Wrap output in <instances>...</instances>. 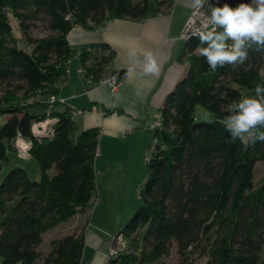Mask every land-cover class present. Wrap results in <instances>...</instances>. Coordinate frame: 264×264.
<instances>
[{
	"label": "trees",
	"instance_id": "obj_1",
	"mask_svg": "<svg viewBox=\"0 0 264 264\" xmlns=\"http://www.w3.org/2000/svg\"><path fill=\"white\" fill-rule=\"evenodd\" d=\"M174 3L0 0V114L8 115L0 125V172L19 135L31 141L30 155L40 167L38 180L19 166L0 180V264H80L82 259L84 229L51 240L44 256L39 249L47 231L90 210L98 195L99 128L79 129L69 106L47 101L58 96L76 53L69 31L74 25L94 28L113 18L154 15ZM39 24L46 34L32 35ZM198 45L203 47L189 35L181 53L187 62L183 76L151 128L141 203L119 231L128 245L107 264H150L173 247L176 264H194L195 255L205 257V264H264V177L257 184L254 176L257 161L264 160V141H233L221 123L227 115L222 107L254 95L255 83H264L257 76L264 52L250 48L243 64L212 71ZM115 53L107 42L81 47L91 85L104 77ZM124 73H118L120 79ZM198 105L216 118L197 120ZM49 115L56 118L53 133L35 135L33 123ZM257 130L264 131V125Z\"/></svg>",
	"mask_w": 264,
	"mask_h": 264
},
{
	"label": "crops",
	"instance_id": "obj_2",
	"mask_svg": "<svg viewBox=\"0 0 264 264\" xmlns=\"http://www.w3.org/2000/svg\"><path fill=\"white\" fill-rule=\"evenodd\" d=\"M216 3L217 0H203L201 5H197L195 0H175L171 9L154 15L137 19L113 18L103 26L94 28L81 25L72 27L67 37L70 44L76 48V53L69 61L68 77L61 85L58 97L63 98L64 105L71 108V114L79 129L99 128L98 160L106 153L103 143H106L107 148H111V144L119 139V136H123L130 139L132 144L158 123L157 114L160 107L167 93L183 76L187 65V62L181 59L186 40L193 31L211 25V8L216 6ZM98 42L109 43L116 52L114 61L106 69L104 77L125 70L119 85L114 89L102 81L91 85L83 71L79 58L81 47ZM132 48L140 52H153L160 66L159 72L143 74L142 64H136L134 59L127 55L128 50ZM130 65L133 66L131 73L128 72ZM79 109L84 110L82 114L75 112ZM5 116L8 118V115ZM124 132H127L126 136ZM101 136L105 142L100 141ZM11 150L18 152L16 148ZM28 156L31 157L30 154ZM101 164L99 169L104 173L108 169V160L104 159ZM92 208L79 213H88ZM84 234L85 245L80 264H107V254L112 241L110 240L109 244V239H103L91 227L84 229Z\"/></svg>",
	"mask_w": 264,
	"mask_h": 264
},
{
	"label": "rangeland",
	"instance_id": "obj_3",
	"mask_svg": "<svg viewBox=\"0 0 264 264\" xmlns=\"http://www.w3.org/2000/svg\"><path fill=\"white\" fill-rule=\"evenodd\" d=\"M223 2L224 0H217V3L222 4ZM13 22V24L17 25L16 21ZM31 33L34 36H43L46 34V31L42 25L39 24ZM15 34L19 38V43L25 45L26 41L22 37L20 31L15 29ZM159 113L161 114V112H158V114ZM196 116L197 120L216 118L215 113L201 105H198L196 108ZM160 118L161 116H157L158 121ZM5 119L6 116L0 114V125L4 123ZM140 137L141 139H135L133 143L130 144L132 142L130 139L119 136V139H113L115 142L111 144V148H107L106 143H103V146L106 148V153L105 156L99 160L97 158L98 162L96 168L99 189L94 207L90 212L85 214L77 213L68 221L48 231L43 237L42 244L39 246L43 256L48 253L51 240L61 237L64 234L73 233L78 229H88L91 227L95 229L103 239H109V244L110 240L112 241V238L119 234V231L124 227L127 220L132 217L141 203L139 193L146 178L145 158L148 157L146 155H150L152 152L151 147H148L152 140V132L147 131L146 134L140 135ZM101 140L102 136L100 137V141ZM102 142L105 141L102 140ZM104 159L108 160V169L106 172L101 173L99 167L102 165L101 162H103ZM15 166L24 167L28 171L31 179H40V167L35 158L23 155L19 156L17 151L10 150L7 153V159H5L3 169L0 172V180ZM55 172V170L51 171L52 174ZM254 176L255 182L257 184L260 183L264 177V160L257 161L254 169ZM177 259L178 254L176 248L173 247L170 255L150 264H176ZM205 262V257L194 256V264H205Z\"/></svg>",
	"mask_w": 264,
	"mask_h": 264
},
{
	"label": "clouds",
	"instance_id": "obj_4",
	"mask_svg": "<svg viewBox=\"0 0 264 264\" xmlns=\"http://www.w3.org/2000/svg\"><path fill=\"white\" fill-rule=\"evenodd\" d=\"M201 5L203 0H195ZM208 30L193 31L203 47H199L210 70L215 71L225 64H243L248 56V50L264 52V0H239L233 5L228 0L216 3L211 8ZM219 29V30H217ZM127 55L136 64H142V73L153 74L160 70V66L153 52L129 49ZM133 66L128 67V72ZM257 76L264 81V65L257 70ZM254 95L233 99L222 107L226 112L221 123L233 141L251 140L264 141V131L257 130V126L264 125V83L254 85Z\"/></svg>",
	"mask_w": 264,
	"mask_h": 264
},
{
	"label": "built area",
	"instance_id": "obj_5",
	"mask_svg": "<svg viewBox=\"0 0 264 264\" xmlns=\"http://www.w3.org/2000/svg\"><path fill=\"white\" fill-rule=\"evenodd\" d=\"M211 27L212 25H210L209 27L197 29L195 31L198 32L201 30H208ZM101 81L107 83L111 88L114 89L117 87L120 81L119 74L115 73V74L107 75L103 77ZM47 101L50 104H53L56 101L65 102L63 98H59L57 95L49 96ZM83 111H84L83 109L75 110V112L79 114H82ZM102 112L105 113V111H102ZM157 116L160 117L161 114L159 113L157 114ZM55 121H56V118L49 115L44 120L34 122L32 126V130L35 135H40V136L53 133L54 131L53 125ZM126 135H127V132H124V136ZM14 147L18 150L20 155L28 156L30 154L31 141L19 135L18 137H16L14 141ZM126 247H127L126 237L123 234H117L115 237L112 238V242L109 247L108 254H107L108 258L110 259V257L117 255L119 252L125 250Z\"/></svg>",
	"mask_w": 264,
	"mask_h": 264
}]
</instances>
